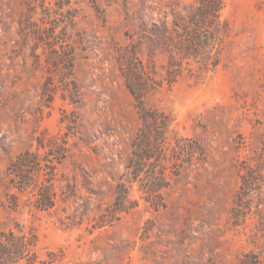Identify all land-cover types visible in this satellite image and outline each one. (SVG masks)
<instances>
[{
  "label": "rangeland",
  "instance_id": "obj_1",
  "mask_svg": "<svg viewBox=\"0 0 264 264\" xmlns=\"http://www.w3.org/2000/svg\"><path fill=\"white\" fill-rule=\"evenodd\" d=\"M0 264H264V0H0Z\"/></svg>",
  "mask_w": 264,
  "mask_h": 264
}]
</instances>
